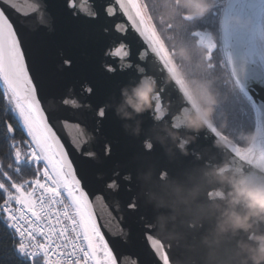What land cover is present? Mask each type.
Returning a JSON list of instances; mask_svg holds the SVG:
<instances>
[{
    "label": "snow or ice",
    "instance_id": "obj_1",
    "mask_svg": "<svg viewBox=\"0 0 264 264\" xmlns=\"http://www.w3.org/2000/svg\"><path fill=\"white\" fill-rule=\"evenodd\" d=\"M7 2L0 0V4ZM64 4L75 18L90 22H96L102 16L115 22L120 15L121 22L115 23V32L106 29L114 39L108 46L112 60H106L102 69L105 74L127 75L133 82L139 75H147L143 67L137 73L134 65L138 62L132 61L131 49L123 39L130 25L143 42L139 60H146L149 55L157 58L181 100L178 111L200 110L186 87L188 73L177 63L173 48L169 47L146 0H101L99 7L96 0H64ZM47 10V0H36L32 8L33 13ZM233 20L239 23H233ZM166 29L179 32L182 42L203 48L208 68L203 77H215L218 83L222 81L219 92L227 89L229 93L232 119L221 128L217 114L224 106L217 104L211 118L204 122L203 129L208 138L223 142L236 171L241 174L252 171L257 177L264 178V98L257 95L264 92V0H214L212 10L204 17L182 16L175 27L169 23ZM64 63L70 65L71 61L66 59ZM118 64L124 67H118ZM30 72L23 39L0 7V98L8 105L9 116V119L0 120V127L5 129L6 138L12 140L9 145L11 162L7 168L0 163V224L18 237L15 251L25 264H38L41 259L43 264H145L140 254L119 250L128 244L133 231L126 223L123 205L117 203V212H113L112 204L108 202L109 197L119 191L120 173L102 181L106 183V189L97 190L100 193L98 198L104 200L110 215L119 216L120 235L109 240L102 231L91 199L96 192L87 188L85 178L76 169L55 123L38 97L39 86ZM81 87L82 94L91 96L94 93V88L87 82ZM165 92L167 88L157 89L151 98L152 115L156 121H164L169 115L164 109ZM59 99L65 107L76 110L82 107V103L71 95ZM108 111L107 107L97 105L93 110L94 118L102 123ZM248 114L255 117L256 140L244 147L236 136L246 127L242 117ZM172 119L176 122L171 126L179 128V116ZM12 120L25 134L22 140H16ZM64 123L73 121L65 120ZM74 123L80 129L79 136L87 138L88 126L78 120ZM146 147L151 150L153 145L148 142ZM78 150L88 159L95 160L100 156L88 139H81ZM101 151L110 156L111 144L105 142ZM24 165H37L34 177L17 180L15 177L22 175ZM123 179L131 180V176L125 175ZM161 179H167L166 172ZM127 210V215L139 211L138 197L130 198ZM141 223L144 224L142 235L147 237L151 249L148 253L150 264H172L170 245L166 247L158 234L154 236L151 231L144 230H154L155 225Z\"/></svg>",
    "mask_w": 264,
    "mask_h": 264
},
{
    "label": "water",
    "instance_id": "obj_2",
    "mask_svg": "<svg viewBox=\"0 0 264 264\" xmlns=\"http://www.w3.org/2000/svg\"><path fill=\"white\" fill-rule=\"evenodd\" d=\"M35 3L36 0H8L7 3L0 4V7H3L23 39L30 74L36 78L39 86L38 97L55 123L56 131L62 137L76 169L85 178L87 188L96 192L91 199L106 239L111 240L120 235L117 224L119 216L114 218L110 215L104 200L98 198L100 193L97 190L106 189L107 185L102 181H108L119 172V191L110 196L108 202L112 204L113 212H117V203L123 205L126 223L133 228L128 244L119 250L136 252L145 264H150L151 256L148 253L151 249L148 247L147 237L141 232L144 226L142 221L155 225L154 230L145 228V231H151L154 236L158 234L166 247L170 245L172 264H206L207 253L199 243L203 228L189 229L180 224L179 219L175 222V228L171 224L161 228L158 224L159 217L172 215L164 185L183 182L187 173L201 167L232 163L230 154L224 148L214 147V140L208 138L204 129L191 132L183 127L172 128L171 125L176 122L172 117L179 116L181 112L178 111L181 100L157 58L149 55L146 60H139L143 42L130 25L123 39L131 49L132 61L138 62L134 67L138 74L140 67L146 69V76L155 79L156 90L167 88L164 109L169 115L164 121H156L152 108L133 120H124L117 114L116 107L122 101V89L130 90L145 76L139 75L133 82L127 75L118 73L112 76L102 70L105 61L112 60L108 55V46L114 37L106 29L111 28L115 32V23L121 22L120 15L115 22L112 18L105 19L103 16L96 22H90L75 18L70 10H66L64 0H47L48 10L41 13L32 12ZM100 3L101 0H96L97 7ZM25 13L28 15H24ZM232 22L239 23L237 20ZM66 59L71 61L70 65L64 63ZM117 66L124 67L123 64ZM85 82L94 88L91 96L82 94L81 86ZM69 95L82 103L79 110L62 105L59 98ZM257 95L258 98H264V92ZM97 105L109 109L102 123L94 118L93 110ZM65 120L73 123H64ZM77 120L88 126L87 138L79 136L80 129L74 123ZM125 125L130 127L126 128ZM133 128H138L137 134H133ZM164 129L178 132L183 138H190L186 155L180 153ZM81 139L91 141V146L100 153L98 159L80 155L78 149ZM105 142L111 144L110 156H105L101 151ZM148 142L153 145L151 150L146 147ZM165 172L166 180L161 179ZM125 175L131 176V180H124ZM131 197H138L139 211L127 215V202ZM205 198L207 191L201 195L202 200ZM123 239L121 236V240Z\"/></svg>",
    "mask_w": 264,
    "mask_h": 264
},
{
    "label": "clouds",
    "instance_id": "obj_3",
    "mask_svg": "<svg viewBox=\"0 0 264 264\" xmlns=\"http://www.w3.org/2000/svg\"><path fill=\"white\" fill-rule=\"evenodd\" d=\"M213 3L214 0H162L158 19L164 28L169 23L175 27L182 16L204 17L212 10ZM171 47L182 69L184 65L194 63L197 68L207 70L203 48L176 42ZM186 87L200 110H181L179 128L199 132L220 103V92L212 79L199 75L188 74ZM155 92V79L142 76L130 90L122 89L117 114L124 120H133L152 108L151 98ZM164 131L180 153L186 155L190 138H183L169 129ZM137 133L138 128H133V134ZM237 138L248 147L256 140V134L241 133ZM213 146L223 148V142L215 140ZM164 188L172 215L159 217L158 224L161 228L168 224L175 228L179 219L180 224L189 229L203 228L199 243L206 250V264H264V178L257 177L252 171L241 174L230 162H223L193 170L186 174L183 182L166 183ZM205 191L207 198L202 200Z\"/></svg>",
    "mask_w": 264,
    "mask_h": 264
},
{
    "label": "trees",
    "instance_id": "obj_4",
    "mask_svg": "<svg viewBox=\"0 0 264 264\" xmlns=\"http://www.w3.org/2000/svg\"><path fill=\"white\" fill-rule=\"evenodd\" d=\"M150 3H151V14L154 17L155 22L158 25H161L158 16L162 5V0H150ZM161 30L163 31L166 39L168 40V45L170 48L173 42L184 43L182 42V35L179 32H170L162 26H161ZM183 69L190 75H199L200 77H203V74L207 73L208 71V68L206 71L203 68H197L194 65V63H189L184 65ZM203 78L212 79L214 86L218 89V91L222 87V81L218 83L215 77H203ZM219 104L223 105L224 107L217 114V123L221 128H223L226 126L227 123L231 121L232 111H233V106L227 89H224L222 92H220ZM242 118L246 122V127L241 132L237 133L236 136L237 140H239L237 137L241 133L255 132L254 115L248 114ZM6 119H9L8 105L6 101L0 98V120H6ZM11 122L13 123V127L16 128V132H15L16 140L17 141L22 140L25 137V134L17 126L15 120H12ZM11 143L12 140L6 138L5 129L0 127V163H3L5 168H7L8 163L11 162L10 148H9V145ZM36 168L37 165H31V166L24 165L21 168L22 175L20 177H15V178L17 180L22 178L23 179L33 178ZM17 240L18 237H15L14 233L11 230L7 229L3 224H0V264H25L23 258L19 256L15 251L14 244ZM38 264H43L42 259L38 261Z\"/></svg>",
    "mask_w": 264,
    "mask_h": 264
},
{
    "label": "flooded vegetation",
    "instance_id": "obj_5",
    "mask_svg": "<svg viewBox=\"0 0 264 264\" xmlns=\"http://www.w3.org/2000/svg\"><path fill=\"white\" fill-rule=\"evenodd\" d=\"M146 2L149 4V7H150V9H151V3H150V0H149V1L146 0Z\"/></svg>",
    "mask_w": 264,
    "mask_h": 264
}]
</instances>
